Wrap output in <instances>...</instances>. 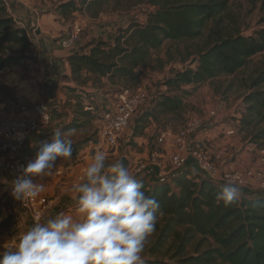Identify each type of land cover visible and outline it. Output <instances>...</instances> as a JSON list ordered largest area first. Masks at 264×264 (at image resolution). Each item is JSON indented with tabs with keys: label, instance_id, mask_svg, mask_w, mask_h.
<instances>
[{
	"label": "trees",
	"instance_id": "1",
	"mask_svg": "<svg viewBox=\"0 0 264 264\" xmlns=\"http://www.w3.org/2000/svg\"><path fill=\"white\" fill-rule=\"evenodd\" d=\"M143 1L63 0L57 9L66 18L77 12H98L108 4L112 10L124 12ZM147 1L154 9L147 13L145 22H130L118 30L112 41L93 39L83 45L67 58L71 76L64 77L75 84L64 88L76 95V110L96 120L101 117V110L87 89L104 93L135 89L141 84L140 68L156 70L174 62L187 64L186 68L173 71L161 83L164 90L157 92L135 116L134 135H143L146 127L161 115L167 118L166 122L172 121L184 110L185 95L217 78L236 75L251 58L264 52V17L259 29L245 34L225 20L226 16L231 18L229 0ZM206 32L210 38L207 47L191 45ZM167 42L178 45L174 50L168 49L165 57L156 56ZM0 47L1 69L33 58L26 30L17 24L3 0ZM85 74L97 79L98 84H91ZM241 86L246 94L241 102L238 129L250 130V141L264 149V69ZM0 95L9 99L11 89L0 83ZM85 124L75 115L63 130ZM81 144L72 141V159L78 156ZM40 147L27 145L22 157L36 156ZM137 180L143 184L145 194L158 201L157 219L162 220H157V239L150 248L151 256L143 258V264H264V195L239 196L225 204L217 198L225 185L192 168H184L161 181L150 182L148 177ZM10 224L9 220L2 221L0 228Z\"/></svg>",
	"mask_w": 264,
	"mask_h": 264
},
{
	"label": "clouds",
	"instance_id": "2",
	"mask_svg": "<svg viewBox=\"0 0 264 264\" xmlns=\"http://www.w3.org/2000/svg\"><path fill=\"white\" fill-rule=\"evenodd\" d=\"M72 154V141L56 130L22 167L11 185L13 198L37 197L43 189L39 181L58 159ZM143 188L122 160L109 163L103 151L95 152L73 185L76 215L60 212L43 221L37 216L12 248L0 252V264H143L160 207ZM239 195V187L229 182L217 198L231 204Z\"/></svg>",
	"mask_w": 264,
	"mask_h": 264
},
{
	"label": "rangeland",
	"instance_id": "3",
	"mask_svg": "<svg viewBox=\"0 0 264 264\" xmlns=\"http://www.w3.org/2000/svg\"><path fill=\"white\" fill-rule=\"evenodd\" d=\"M60 1L63 0H41L45 7L55 10L65 24L71 22L74 26L77 22L80 25L82 30L79 39H83L80 41L82 46L86 45L93 39H104L106 41L114 39L120 28L126 27L132 21L145 22L147 13L154 9V7L150 5V2L144 0L141 4H137L132 7L131 10L124 12L114 11L108 4L98 12H96L97 10L77 12L65 18L60 15L57 9ZM229 1V13L231 18L226 16L225 20L232 26L242 30L245 34H251L254 30H257L262 26L261 19L264 17V0ZM8 12L10 13L9 10ZM209 42L210 38L206 32L204 36L192 42L191 45L196 44L198 48H205L208 46ZM176 45L178 44L167 42L165 46L156 53V56L160 55L161 57H165L166 51L168 49L174 50V46ZM72 49H74V47H72ZM31 50L32 49L30 48L29 53H31ZM32 57L33 58L31 59L22 61L18 65H11L2 69L0 68V83L7 85L12 93V96L9 99L0 95V121L5 117L12 116L37 118L35 111L36 106L44 100L42 93L43 74H40V66H38L37 58L34 57V55H32ZM186 66L187 64L174 62L172 64H167L163 69L157 68L156 70H152L147 67L140 68L141 84L137 88L144 89L150 95L149 101L143 105L141 109L149 105L152 101L151 98H153L157 92L164 90L161 83L169 77L173 71L180 68L184 69ZM263 69L264 52L251 58L247 66L241 69L236 75L217 78L213 82L198 86L193 92L185 95L184 110L181 114L172 118V121L166 122L167 118H165L164 115H161L160 119L158 121L154 120L153 124L176 126L177 124H183L187 115L203 117L210 109H216L220 114L221 112L225 113V122L227 121L230 125L229 128H239L240 122H237V118L234 114H237L238 112L241 113V102L246 94V89L241 86V83H248ZM85 77H88V81L91 84H98L97 79L93 78L90 74H85ZM188 88L191 89V86ZM65 91L67 93L65 103L63 104L65 107L64 110H66L65 112L71 118L77 115L79 121L86 123L82 127L69 128L66 130L74 131L75 134L73 135L72 133V138H78V141L82 142L79 148H82L83 146L87 147L91 142L97 143L96 141L99 139V130L104 123L103 115L100 120H94L91 117L85 116L79 109L76 110L75 103L78 100L74 92L68 93L67 89H65ZM95 93H97L96 102L98 103L101 112L110 111L108 101L114 100V95L116 93H104L100 89H96ZM140 110L136 116L139 115ZM133 127L134 126L131 124L130 129L133 130ZM227 128H224L223 131ZM223 131L219 133V136L222 138L226 135ZM249 133L250 130L241 132L238 129L235 134L228 137H236L244 140L245 138H249L248 135H251ZM61 159L63 158L57 160V165L65 163V160L61 161ZM14 180L15 178L10 172L0 171V223L6 220H9L11 223L4 229L0 228V252L12 248L21 236V220H18V213L20 212L19 200L14 199L11 195V185ZM157 220H159L158 223L162 222L161 218ZM13 221L15 222L14 225ZM14 227H16L17 230H14ZM157 235L158 231L155 228L154 233L148 239L143 252V258L151 256L150 248L156 241Z\"/></svg>",
	"mask_w": 264,
	"mask_h": 264
},
{
	"label": "crops",
	"instance_id": "4",
	"mask_svg": "<svg viewBox=\"0 0 264 264\" xmlns=\"http://www.w3.org/2000/svg\"><path fill=\"white\" fill-rule=\"evenodd\" d=\"M5 1L8 3L11 15L17 24L26 30L32 42L30 54L37 58L40 74H43L42 93L44 100L42 102L47 103L52 112L51 122L43 125L41 131L29 139L28 145H42L45 141L50 143L51 136L56 130H60L65 138L78 141V138H72L75 134L74 131L63 130V126L71 119V117H67L66 110H64L63 104L65 103L67 93L63 86H75L73 82L64 80L65 76H71L67 58L82 47L80 41L83 39H79L74 49L71 48L72 50L63 47L59 39L67 36L74 26L71 22L65 24L57 12L49 7H45L41 0ZM87 90L92 92L93 97L96 99V89L89 88ZM114 100L108 101V107L113 106ZM104 114L105 112H101V117ZM221 114L219 112V116L210 125L206 126L193 137L192 144L194 146L207 145L212 148L213 157L220 173L264 165V149L259 148L249 138L242 140L236 137L230 138L225 136L222 138L219 136V133L224 128H229L230 126L227 121L225 122V113L221 112ZM234 115L239 123L241 113L238 112ZM153 122L146 127L143 135H134V127L133 130L127 131L121 139L118 149L108 156V162L111 163L117 159L122 160L136 179L148 177L150 182L161 181L154 173L137 175L132 170L133 163L146 160L152 153L158 151L157 157L159 161L169 171L168 178L177 175V173L171 170L170 160L173 152L171 143L167 141L160 144L158 139L163 130L171 128L177 131L182 126V123L176 126L172 125V127L171 125L153 124ZM134 124L135 118L132 120V125L134 126ZM236 129L238 130V128ZM96 142H91L87 147L83 146L75 159H61V161L65 160V163L62 165L55 164L49 175L41 179L46 185V194L51 200V209L46 218L60 212L76 215V193L73 191V183L76 175L81 172V169L85 166L87 167L92 162L93 152L101 148L100 139ZM35 157H31V160H34ZM185 168L195 169L193 161L190 160ZM153 169L159 170L158 167H153ZM257 183L256 180L251 181L250 185L240 189L239 196L264 195V190L259 189ZM19 206L18 220H21L20 230L22 235L32 226V222L28 213L22 209L20 200Z\"/></svg>",
	"mask_w": 264,
	"mask_h": 264
},
{
	"label": "built area",
	"instance_id": "5",
	"mask_svg": "<svg viewBox=\"0 0 264 264\" xmlns=\"http://www.w3.org/2000/svg\"><path fill=\"white\" fill-rule=\"evenodd\" d=\"M9 9L7 1L3 0ZM11 12V11H10ZM81 27L76 22L73 29L67 36L60 39V43L65 48H72L79 40ZM150 99V95L142 88H125L115 94L113 106L110 111H105L104 123L99 130L101 148L95 150L103 151L107 157L118 149L121 139L130 130L132 120L138 111ZM152 99V98H151ZM93 110V107H88ZM37 118L31 117H5L0 121V171L10 172L16 179L26 166L31 157H22V152L28 145V141L35 134H38L43 125L52 120V112L49 105L41 102L36 106ZM219 116V111L210 109L203 117L187 115L179 130L165 129L161 132L158 142L169 141L173 152L170 160L171 170L179 173L184 169L190 160L193 161L195 169L206 177L226 185L229 182L236 184L239 189L250 185L251 181L256 180L259 189L264 190V165L258 168L251 167L243 170H229L220 173L217 169L212 148L207 145L194 146L193 137L206 126L210 125L213 119ZM236 128H228L225 136L235 134ZM158 151L152 153L148 159L133 163L132 170L135 174H152L160 180L169 176V171L157 157ZM158 167L159 170L153 169ZM86 166L76 175L73 183H79L84 175ZM43 186L42 191L35 198H26L20 201L22 209L30 216L32 225L39 216L41 221L45 220L51 209V200L46 194V185L40 180Z\"/></svg>",
	"mask_w": 264,
	"mask_h": 264
}]
</instances>
